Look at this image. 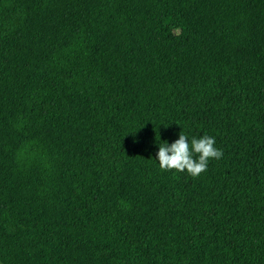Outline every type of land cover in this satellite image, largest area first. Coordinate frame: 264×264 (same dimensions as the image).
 <instances>
[{
  "label": "trees",
  "instance_id": "16d2710c",
  "mask_svg": "<svg viewBox=\"0 0 264 264\" xmlns=\"http://www.w3.org/2000/svg\"><path fill=\"white\" fill-rule=\"evenodd\" d=\"M0 264H264V0H0Z\"/></svg>",
  "mask_w": 264,
  "mask_h": 264
},
{
  "label": "clouds",
  "instance_id": "9594fccd",
  "mask_svg": "<svg viewBox=\"0 0 264 264\" xmlns=\"http://www.w3.org/2000/svg\"><path fill=\"white\" fill-rule=\"evenodd\" d=\"M222 155V150L215 146L214 137L203 135L189 140L187 134L180 132L173 142L158 143L153 160L160 170L186 172L196 177L207 169L210 160H219Z\"/></svg>",
  "mask_w": 264,
  "mask_h": 264
}]
</instances>
